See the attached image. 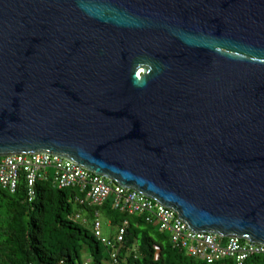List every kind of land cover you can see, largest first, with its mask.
Instances as JSON below:
<instances>
[{
  "label": "water",
  "instance_id": "1",
  "mask_svg": "<svg viewBox=\"0 0 264 264\" xmlns=\"http://www.w3.org/2000/svg\"><path fill=\"white\" fill-rule=\"evenodd\" d=\"M20 153L264 245V0H0V157Z\"/></svg>",
  "mask_w": 264,
  "mask_h": 264
},
{
  "label": "trees",
  "instance_id": "2",
  "mask_svg": "<svg viewBox=\"0 0 264 264\" xmlns=\"http://www.w3.org/2000/svg\"><path fill=\"white\" fill-rule=\"evenodd\" d=\"M36 191L31 200L24 178L15 193L0 185V264H84L87 257L92 264H114V251L119 264H237L230 258L208 262L188 256L173 246L159 222L115 208L113 195L100 207L80 204L77 197L83 193L58 188L52 179H39ZM97 209L117 231L128 221L123 242H116L117 232L110 238L115 247L95 233ZM244 264H264V256H252Z\"/></svg>",
  "mask_w": 264,
  "mask_h": 264
},
{
  "label": "built area",
  "instance_id": "3",
  "mask_svg": "<svg viewBox=\"0 0 264 264\" xmlns=\"http://www.w3.org/2000/svg\"><path fill=\"white\" fill-rule=\"evenodd\" d=\"M21 178L27 182L28 196L31 200L37 194L36 183L39 179H52L54 184L62 189L77 188L84 194L77 197L80 204L90 202L100 207L113 195L115 208L130 214H145L149 222H159L160 230L170 235L173 246L184 249L191 257L208 262L230 258L237 264H244L252 256H264V245L241 237H224L207 232L195 233L179 217V213L163 207L157 200L121 187L116 182L63 157L45 153H20L0 157V185L15 193ZM101 216V211L97 209L95 233L109 246L115 247V243L103 233ZM81 217V214L76 215L77 219ZM127 225L128 221L118 227L116 242L124 241ZM117 255V251H114V264H119Z\"/></svg>",
  "mask_w": 264,
  "mask_h": 264
},
{
  "label": "rangeland",
  "instance_id": "4",
  "mask_svg": "<svg viewBox=\"0 0 264 264\" xmlns=\"http://www.w3.org/2000/svg\"><path fill=\"white\" fill-rule=\"evenodd\" d=\"M102 221V230L106 237L111 238L113 235L116 234L117 229H114V227L110 224V221L105 216H101Z\"/></svg>",
  "mask_w": 264,
  "mask_h": 264
},
{
  "label": "crops",
  "instance_id": "5",
  "mask_svg": "<svg viewBox=\"0 0 264 264\" xmlns=\"http://www.w3.org/2000/svg\"><path fill=\"white\" fill-rule=\"evenodd\" d=\"M84 216H85V215H84ZM110 224H111V222H110ZM84 264H92V259H91V257H87L86 260H85V262H84ZM109 264H113V263H109Z\"/></svg>",
  "mask_w": 264,
  "mask_h": 264
}]
</instances>
